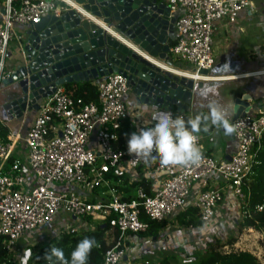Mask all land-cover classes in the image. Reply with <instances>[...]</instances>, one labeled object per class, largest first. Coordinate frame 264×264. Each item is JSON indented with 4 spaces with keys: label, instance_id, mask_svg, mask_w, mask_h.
<instances>
[{
    "label": "built area",
    "instance_id": "1",
    "mask_svg": "<svg viewBox=\"0 0 264 264\" xmlns=\"http://www.w3.org/2000/svg\"><path fill=\"white\" fill-rule=\"evenodd\" d=\"M55 1L0 0V85L12 73L7 67L14 59L12 43H17L23 51L22 36L13 32V25L27 27L47 15L58 16L62 8ZM164 1L176 15L170 60L191 66L195 70L191 74L199 76L212 75L209 72L216 60L213 34L217 24H236L242 11L252 12L255 8L252 0ZM201 70L207 74H200ZM92 85L97 91L96 102L72 98L64 85L57 86L51 96L39 102L33 121L21 139L25 150L23 160H11L18 138L13 141L9 134V142L0 135V238L7 255V261L2 264H24L23 251H16L19 240L43 229L58 214L69 216L74 223L62 224L45 242L63 234L93 230L105 221L110 232H118L113 246L103 255V264H124L130 250L129 237L147 230L141 215L151 221L167 222L191 208L205 225L214 218L226 196L237 202L243 218L245 179L251 173L255 152L264 136V96L258 106L250 105L243 116L231 122L236 149L229 160L202 153L196 165L163 167L158 161L129 156L127 149L114 146L115 131L132 115L125 102L126 78L110 73L94 80ZM95 132L97 151L88 148ZM123 164L132 170L144 169L160 175L152 195L137 188L134 198L123 200L107 177L110 172L122 176ZM29 172L35 182L31 188L25 182ZM55 186L68 188L61 190ZM101 188L106 189V198L90 201L89 196ZM257 231L264 240V230ZM247 240L239 236L232 245L224 243L221 252L252 250L260 264H264V255ZM34 249L31 246L30 253ZM198 252L204 254L203 249Z\"/></svg>",
    "mask_w": 264,
    "mask_h": 264
},
{
    "label": "water",
    "instance_id": "2",
    "mask_svg": "<svg viewBox=\"0 0 264 264\" xmlns=\"http://www.w3.org/2000/svg\"><path fill=\"white\" fill-rule=\"evenodd\" d=\"M68 1L75 7L56 0L62 8L58 16L47 15L25 27L22 61L2 81L0 110L6 119L19 120L36 111L59 85L89 82L110 73L126 78L138 108L190 111L193 92L202 84L162 69L172 63L169 47L176 20L164 0ZM249 100L248 95L233 99L230 126L247 112Z\"/></svg>",
    "mask_w": 264,
    "mask_h": 264
},
{
    "label": "crops",
    "instance_id": "3",
    "mask_svg": "<svg viewBox=\"0 0 264 264\" xmlns=\"http://www.w3.org/2000/svg\"><path fill=\"white\" fill-rule=\"evenodd\" d=\"M59 1L73 8L75 7L68 0H59ZM252 3L254 7H256V1L252 0ZM253 12L255 11L254 10L252 12H249L248 10L242 11L239 15L240 21L233 25L225 26V24H217L215 32L213 34V44L217 59V63H215L212 69L214 70L213 71L214 73L211 72L212 75L207 76L206 82H200L202 84L201 88H196L194 90L192 106L190 111L181 114L176 112L175 107L148 108L145 106H141V108H138L133 96L129 92L126 94L125 102L131 108L132 115L130 117V120L134 124L135 132L137 129L144 126L149 121L150 116L153 113L158 111L170 112L174 117L177 115H182L186 119L189 117H194L195 115L201 113L207 114L208 111L205 110L203 108V105L201 104L204 101L205 97L206 98L208 97L207 94L212 97L214 101L212 104L216 106L226 107V109L229 107L230 102L232 103L235 97H239L241 95L249 96L250 98L249 103L251 107L255 108L256 106L259 105L261 98L264 96V78H262V75H264V66L261 65L263 64V62L259 61L258 59L256 60L254 57V53L258 52L259 48L254 47L252 50H247L246 53L247 52L249 53H247L248 55L245 53V56L238 55L237 53L239 48L243 46V42H244L242 36L244 35L245 29L242 27V23L246 22L249 19V16H251ZM0 13H2L1 2H0ZM25 30L26 28L24 26L13 25V32L16 34H20L21 36H23ZM171 40H172V36L170 38V42ZM12 48L14 51V59L7 63V67L11 71H13L19 65V63L22 61V58L24 56L23 51H20L17 43H12ZM177 63L178 62L176 61L172 62L171 66L168 67V68H174L175 70L173 71L167 70L166 68L163 67L162 69L182 76H187L186 72L191 74L193 69L188 70L184 67H178L176 66ZM259 68L261 70H259ZM187 77L193 78L194 80H199L196 79L195 76L192 77L190 75ZM93 82L94 80L89 81V83L91 84ZM80 83L82 82L71 83V85L74 86ZM215 83H225L223 84L224 88H221L219 85H216L215 86L216 88L214 87L215 89H213L212 91V87ZM205 88H208V91L210 93L204 95ZM222 89L224 93L223 96H222V91H220ZM4 90L5 88L1 84L0 105L4 101V93H5ZM228 90L232 93H228ZM138 109H141L143 111V118L137 117ZM34 115H35V111L26 114L22 119L8 120L6 119L5 117L6 115L4 114V112L0 110V124L3 126L5 130L4 136L1 137L5 141H9V142L11 141L9 134L13 136L14 139L13 141H16V139L18 138V141H16V144L12 152L11 160L12 158L23 160V157H25L24 156L25 150L22 146L21 139L25 135L30 124L32 123ZM230 117H231V108L227 109V119ZM198 141H199L198 144L202 148V153L210 154L215 157H219L223 159H228V158L230 159V157L233 155L236 149V142L234 140V136L230 137L229 135H225L224 132L220 131L219 128L216 127H214L212 131L208 134L199 133ZM88 148L93 149L95 151L99 150L96 132L92 134L90 142L88 144ZM120 170L122 172L123 178L127 180L128 185L130 183H133L135 180H137L139 178V174H142L143 178H145L150 182L152 192L156 190L160 182V175L153 171L152 172L144 171V169L132 170L124 164L120 167ZM25 182H26V186L29 188H31L35 184L30 172L27 173ZM55 188L63 190L68 187L60 188L55 186ZM119 193L123 195L124 191H121ZM105 194H106V189L101 188L100 190L95 192L92 196H89V200L92 199H94V201H97L99 199L103 200L106 198ZM125 195L127 196L129 194H125ZM182 213L183 212H180L178 213V215ZM178 215H176L170 221L165 222L164 227L159 232L158 238L156 240L152 239V242L151 241L146 242L148 238H142L139 236H130L129 243L131 246L133 245L132 248H134V250L132 253V248L130 247L129 255L131 256V258L127 257L124 260V264H132L131 261L133 260L132 258L138 256L139 246H143L144 248L147 249V251L150 250L153 251L156 249L154 247H159L160 250H155L153 256L155 257L163 256L162 260L163 258H168V257L171 258L172 256L170 255V252H172L173 250H177L179 253H181L180 255L185 256L186 258L187 257L191 258L194 255L193 254L194 252L199 254V252L197 251H199L200 249H203V251H205L207 243L211 242L212 240L215 239L220 241L226 240L228 238L227 235L231 233L230 231L235 232L234 225L238 226L239 228V225L242 220V215L240 213V208L237 202L232 197H226V196L223 197L222 201L219 203L214 218L205 225H201L199 227L187 226L180 222ZM242 230H244L245 233L240 234V236H243V239L245 240L249 239V237L250 238L253 237L254 235L252 234L258 233V231L251 228H244ZM203 233L207 235L206 238L207 241H203ZM110 234H111L110 238L112 239L113 233L110 232ZM233 237H235L237 241L238 237L231 236V238ZM39 238H41V241H44L45 239L44 236H41L39 234L37 235L36 233L27 234L24 235L17 243L16 251H18L19 253L20 251H23L22 260L24 264H28L33 254L38 251L40 246ZM157 241L159 242V246L157 245V243H155ZM31 246L32 247L35 246L34 249L35 251H33L32 253H30ZM252 246L254 249L262 253L260 250L261 248L257 247L255 243H252ZM135 249H137L136 252ZM158 260L160 259H156L152 263L158 262ZM147 261L148 260H146L145 262Z\"/></svg>",
    "mask_w": 264,
    "mask_h": 264
},
{
    "label": "trees",
    "instance_id": "4",
    "mask_svg": "<svg viewBox=\"0 0 264 264\" xmlns=\"http://www.w3.org/2000/svg\"><path fill=\"white\" fill-rule=\"evenodd\" d=\"M67 93L74 99L80 98L83 102H96L97 91L94 86L89 82H82L72 86L71 84L64 85ZM205 114V113H201ZM214 126H209L207 132L201 131V134H208L212 131ZM4 128L0 124V135L4 136ZM135 132L133 122L128 119L121 122L119 128L115 131L117 139L114 142V146L125 150L127 149V140L131 133ZM112 180L113 186L117 191H124L123 200H130L135 197V190L137 188L143 189L147 195H152L151 184L148 180L143 178L142 174H139V178L133 183L128 185L126 179L123 176H114L112 172L107 175ZM243 192L246 195V200L241 207L243 218L239 225L238 232H241L244 228H251L254 230H264V136L262 138L259 149L255 152L253 166L251 173L245 179ZM131 193V194H130ZM94 202V199L90 200ZM178 218L182 224L192 227H199L202 225V221L196 215V210L188 209L186 212L178 215ZM141 219L147 223V230L140 233L139 237L157 239L160 230L164 227L165 222L151 221L146 216L141 215ZM110 226L107 221L101 224H97L93 230H82L79 233L63 234L57 238H50L48 242H43L39 246L36 253L33 254L28 264H51V262L45 259V253L50 247H59L63 250L65 260L70 259L72 250L76 247L78 241L84 237L94 238L96 243L92 248L87 264H103V255L114 244L115 239L118 236L116 230H112V239L110 234ZM110 238V240H109ZM114 240V241H113ZM236 241V238H227L224 241L212 240L207 243L204 254L199 255L196 264H260L259 260L252 253L248 251H237L229 254L221 252L223 244L232 245ZM264 248V240L261 241ZM7 261L6 252L2 246L0 238V264ZM150 264H169L166 260L158 261Z\"/></svg>",
    "mask_w": 264,
    "mask_h": 264
},
{
    "label": "clouds",
    "instance_id": "5",
    "mask_svg": "<svg viewBox=\"0 0 264 264\" xmlns=\"http://www.w3.org/2000/svg\"><path fill=\"white\" fill-rule=\"evenodd\" d=\"M137 117L143 118L141 109H138ZM209 126L223 129L225 135L234 131L227 119V109L223 106L210 104L207 114L187 119L182 115L174 117L170 112L158 111L138 132L131 133L127 140V152L132 157L158 161L163 167L196 165L202 158V148L197 143L198 134L207 132ZM95 243L94 238L84 237L78 241L67 261L61 248L50 247L45 259L51 264H87Z\"/></svg>",
    "mask_w": 264,
    "mask_h": 264
},
{
    "label": "rangeland",
    "instance_id": "6",
    "mask_svg": "<svg viewBox=\"0 0 264 264\" xmlns=\"http://www.w3.org/2000/svg\"><path fill=\"white\" fill-rule=\"evenodd\" d=\"M255 1H256V7L254 8L255 12H253L252 15L249 16V19L246 22L242 23V27L245 29L244 35L242 36L243 37L242 39L244 42H243V46L239 48L237 53H238V55L245 56V53L247 50H252L254 47H258L259 48L258 52L255 51L256 53H254V57L256 60L258 59L259 61L264 63V0H255ZM247 53H249V52H247ZM176 62L179 63V64L177 63V65H176L178 67H184L188 70L192 69L191 66L186 65L183 62H179V61H176ZM215 63H217V59H216ZM257 68H258V66H257ZM259 70H261V69L259 68ZM259 70H257V71H259ZM213 71L214 70H212L211 72L214 73ZM211 72H209V73H211ZM262 78H264V75H262ZM223 84H225V83H215L212 87V91H213V89L216 88L215 87L216 85H219L221 88H224ZM220 91H222V96H223L224 95L223 89ZM204 92H205L204 95L207 93H210L208 91V88H205ZM228 93H232V92H230L228 90ZM207 96L208 97L207 98L205 97L204 101L201 104L203 105V108L205 110L209 111V105L212 104L214 101H213L211 96H209L208 94H207ZM228 104H229V101H228ZM230 106H231V102H230L229 107L227 109H230ZM72 223H74V220L72 218H69V216H67L65 214H58L57 216H55L54 220L50 224H48L43 229L37 230L36 234L44 236L46 238L44 240H47L53 233H55L57 231V228L60 227L62 224H72ZM234 227H235V232L230 231L231 233H229V235H227L228 238H231V236L239 237L240 234L245 233L244 230H241V232H238L237 231L239 229L238 226L234 225ZM200 233H202V232H200ZM252 235H254V236L251 238L249 237L248 240L251 243H255V245L257 247L261 248L260 250H261L262 254L264 255V248L262 247V243H261L262 240L259 237L260 232H258L256 234H252ZM197 237H200V236H197ZM206 238H207V235L203 233V241H207ZM39 239H40L39 240L40 245L43 244V242H45V241H41V238H39ZM149 241L152 242V238H149L146 240V242H149ZM155 243H157V245L159 246L158 241ZM130 247L132 248L133 245L132 246L130 245ZM154 248H156L155 250H160L159 247H154ZM138 249H139L138 256L132 258L133 259V260H131L132 264H144L146 260H148L147 262L150 264V263L154 262L156 259H160L158 261H161V262L164 260L165 261L168 260L169 264H196V261L198 259L197 257L199 256V254L194 252L193 253L194 255L191 258H189V257L186 258L185 256L180 255L181 253H179L177 250H173L172 252H170V255L172 256L171 258H169V257L163 258V260H162L163 256L162 257L153 256V254L155 252V250H153V249H152L153 251H151V250L147 251V249L144 248L143 246H139ZM133 250H134V248H132V253H133ZM136 250L137 249H135V252H136ZM250 251H251V253L253 252L252 250H250ZM135 252H134V254H135ZM128 257L131 258L129 253H128Z\"/></svg>",
    "mask_w": 264,
    "mask_h": 264
},
{
    "label": "bare ground",
    "instance_id": "7",
    "mask_svg": "<svg viewBox=\"0 0 264 264\" xmlns=\"http://www.w3.org/2000/svg\"><path fill=\"white\" fill-rule=\"evenodd\" d=\"M164 68H166L167 70H172V71L175 70L174 68H168V67H164ZM186 74H187V76H190L191 75L192 77L195 76L196 79L203 80V81H207V76H199V75L190 74V73H187V72H186ZM187 76H184V77H187Z\"/></svg>",
    "mask_w": 264,
    "mask_h": 264
}]
</instances>
